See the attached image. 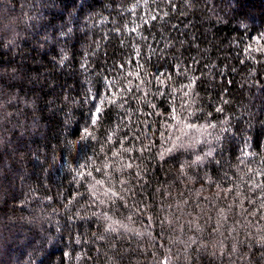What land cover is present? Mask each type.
Returning <instances> with one entry per match:
<instances>
[{"label":"trees","instance_id":"16d2710c","mask_svg":"<svg viewBox=\"0 0 264 264\" xmlns=\"http://www.w3.org/2000/svg\"><path fill=\"white\" fill-rule=\"evenodd\" d=\"M262 37L264 0H0V264H264Z\"/></svg>","mask_w":264,"mask_h":264},{"label":"snow or ice","instance_id":"6c2138e0","mask_svg":"<svg viewBox=\"0 0 264 264\" xmlns=\"http://www.w3.org/2000/svg\"><path fill=\"white\" fill-rule=\"evenodd\" d=\"M262 38H264V37H262ZM157 79H159V77H157ZM105 99H107V97H105ZM101 102H103V101H101ZM110 103H115V100H110ZM218 111H220V109H217ZM101 112V108L99 107V106H97L96 107V110H95V112H93V113H91V115H92V117H93V119H92V124L93 125H95L96 124V121H97V119H98V114ZM190 127H196L195 125H189ZM91 135V133H89L88 131H87V128L84 130V135L82 136V139H87L88 138V136H90ZM169 151H171V149H169ZM198 159H199V157H198Z\"/></svg>","mask_w":264,"mask_h":264}]
</instances>
